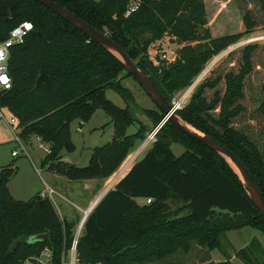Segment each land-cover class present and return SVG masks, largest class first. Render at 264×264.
<instances>
[{
	"label": "trees",
	"instance_id": "16d2710c",
	"mask_svg": "<svg viewBox=\"0 0 264 264\" xmlns=\"http://www.w3.org/2000/svg\"><path fill=\"white\" fill-rule=\"evenodd\" d=\"M53 1L106 33L169 103L192 84L212 57L243 36L237 32L211 38L204 27L202 0ZM133 1L138 2L137 8L126 15ZM256 2L264 12V0ZM242 19L244 32L249 33L256 22L249 12ZM24 20L33 27L22 43L10 48L11 86L0 89V108L15 120L20 139L38 137L48 147L40 162L47 171L72 181L107 179L149 129L138 119L132 93L122 83L131 75L116 55L36 0H0V41ZM165 35L181 47L173 62L160 67L153 65L148 49ZM255 48V44L245 45L237 71L203 79L176 111L187 124L220 141L239 158L264 198V152L234 124L244 110L240 100L253 69ZM40 73L48 81L36 86ZM222 80L224 90L220 92L217 86ZM107 89L126 105L120 107L109 100ZM207 90H214L211 97ZM155 108L141 110L153 123L163 117ZM97 109L110 118L111 140L93 147L84 166L63 160V152L75 149L71 123L87 122ZM257 109L264 116V99ZM131 125L137 128L127 133ZM172 143L184 150L175 155ZM14 162L0 166V264L35 262L46 247L52 262L60 264L73 240L74 224L59 217L49 198L37 193L23 201L10 194L7 183L16 172ZM148 198L150 203L145 202ZM243 227L264 235V217L237 170L221 154L167 120L157 140L86 217L77 240V258L79 264H148L179 252L188 254L198 245L226 255L224 260L206 264H232L222 251V238L227 231ZM43 233L45 240H33ZM235 256L244 264H264V249L257 238Z\"/></svg>",
	"mask_w": 264,
	"mask_h": 264
},
{
	"label": "rangeland",
	"instance_id": "374dc122",
	"mask_svg": "<svg viewBox=\"0 0 264 264\" xmlns=\"http://www.w3.org/2000/svg\"><path fill=\"white\" fill-rule=\"evenodd\" d=\"M202 1L207 20V24L204 27L208 29L211 38H217L225 34H233L237 32H242L243 36L237 42L212 57L206 63L205 68L201 71V73L195 77L192 84L185 89L178 91L171 100L177 101L180 106L183 107L189 101L195 87L203 79L207 77H215L217 75L222 77L227 71H237L241 61L242 48L247 44H255L256 48L252 54L253 69L245 79L243 91L244 97L240 100L244 110L241 115L234 120V124L236 127L246 131L248 135L258 143L264 152V116L257 109L258 104L264 99V12L258 7L256 0ZM245 12H249L252 19L256 22L255 27L249 33L244 32L245 26L242 17ZM173 39V37L165 35L161 39L152 42L155 50L157 49V54H155V56L158 60L157 63H153V65H158L160 67L163 65L164 67L169 65V63L162 60V58L158 56L161 50H166L169 57H171L173 55L172 52H174L177 57L178 49L181 46ZM195 43L196 42H191V44ZM122 83L132 93L134 103L137 107L136 115H144L141 113V110L156 109L151 98L145 93V91H143V89L132 77L125 76ZM217 89L220 92L224 90L223 80L218 84ZM213 91L214 90H207V97H211ZM106 96L109 100L120 107H124L126 105L123 99L111 89H107ZM0 113L3 114V117L0 118V166L8 165L13 159H15L14 165L17 169L15 174L8 181L7 186L10 194L14 198L25 201L43 189L42 180L48 181V174L46 173L47 170L45 169V171L40 164L47 150L45 144L43 143L44 145H41L40 141L35 139V137H31L28 141L21 139L20 147H16L14 134L19 130L16 129L15 124L9 123L11 114L6 109L0 108ZM109 119L110 118L99 109L87 122H82L81 124H79L77 120L72 122L71 139L75 144V149L72 152H63L66 161L72 162L78 166L86 165L91 148L96 145H101L111 139L109 132L111 131L113 133V127L109 129L106 124ZM97 128L101 131L93 133V131ZM136 128L137 125L129 126L127 133L134 132ZM146 132L144 138L142 140H138L131 148L129 151L130 154L134 153L142 141L146 139ZM157 137L158 134L157 136L155 135V141L157 140ZM152 143H149L143 151L135 157V159L141 157ZM14 148H17L16 150H18L17 156L11 155V151ZM170 148L175 155H179L184 150L182 145L176 143H172ZM127 157L128 155L126 158ZM125 160L126 159H124V161ZM123 162L120 164V167ZM35 168L38 170H35ZM113 181L114 179L109 178L102 181V189L97 193L94 199L108 185V189L110 190L114 184ZM100 184L101 183L99 182L98 186H101ZM82 187V182L71 184V193L78 194V197L81 196V198H84L85 195L83 194L87 192L85 190L82 194ZM63 194L68 200L74 199L72 195L70 196V194L65 192H63ZM49 199L51 200L52 197H49ZM76 200L77 204H82L80 203V199ZM67 206L68 207L65 209V215L69 218H67L68 220L66 221L74 224V235L77 226L81 223L83 212L86 209H82L78 206H72L69 203H67ZM64 218L66 217L63 215V219ZM82 230L83 227L81 228L79 236L81 235ZM252 238H257L264 249V235L255 229L243 227L236 230H230L225 233V236L222 238V251H224L227 256L231 257L230 261L232 264H244L235 256V253L238 249L247 245ZM225 257L226 255H224V253L220 250L214 249L209 251L205 247L203 248L195 245L188 254L179 252L176 255L167 256L162 260H155L148 264H206L208 262H218L224 260ZM29 261L30 260H27L26 264H30Z\"/></svg>",
	"mask_w": 264,
	"mask_h": 264
},
{
	"label": "water",
	"instance_id": "95a60500",
	"mask_svg": "<svg viewBox=\"0 0 264 264\" xmlns=\"http://www.w3.org/2000/svg\"><path fill=\"white\" fill-rule=\"evenodd\" d=\"M40 4L44 5L46 8L51 10L53 13L61 17L64 21L72 25L74 28L82 31L86 36H88L91 40L103 46L105 49L109 50L111 53L116 55V57L123 63L125 70L127 73L131 75V77L138 83V85L145 91V93L151 98L154 105L157 109L162 112L163 116L167 117V120L171 123L175 124L181 131L186 133L189 137L196 139L201 144L211 148L217 153L221 154L223 157L229 161L234 168L237 170L242 182L247 188L248 195L250 196L252 202L257 207L259 212L264 217V198L261 194L256 183L253 181L249 172L245 165L237 158L226 146H224L220 141L215 138L203 134L200 131L192 128L194 130L189 129L185 125L180 123L182 120L177 111L173 109L171 103H169L157 90L153 82L150 78L138 68L137 64L127 55V53L110 37L94 27L90 26L84 20L67 10L65 7L61 6L57 2L53 0H36ZM48 81V76L44 73H40L36 79L35 85L39 86L40 84ZM138 119L142 121L143 124L148 126V131H151L155 123L151 122L147 116L145 115H137ZM183 121V120H182ZM185 122V121H183ZM186 123V122H185ZM187 124V123H186ZM189 125V124H188ZM190 126V125H189ZM108 191V190H107ZM98 199L94 201V203L90 206L88 211L95 207V205L100 201V199L106 194V192ZM89 214V213H88ZM87 214V216H88ZM86 219V218H85ZM84 223V221H83ZM82 223V224H83ZM47 238V234H37L33 237V240H45ZM106 257V256H105Z\"/></svg>",
	"mask_w": 264,
	"mask_h": 264
},
{
	"label": "built area",
	"instance_id": "2783aa9c",
	"mask_svg": "<svg viewBox=\"0 0 264 264\" xmlns=\"http://www.w3.org/2000/svg\"><path fill=\"white\" fill-rule=\"evenodd\" d=\"M137 5H138V2L136 1L131 2L127 6L125 14L126 15L130 14L132 11H134L137 8ZM29 25L31 27H29ZM32 27L33 26L30 21L28 20L21 21L20 23L16 24L14 27L10 29L8 36L4 40L0 41V77H4L3 80H0V89H9L11 86V79L8 74V68H7V62H8L9 55H10V48L15 44L22 43L27 33L32 30ZM172 53L173 55L169 57L166 50H161L158 56H160L162 60H165L167 63L170 64L176 58V54L174 52ZM148 54H149V58L152 61V63H157L158 60L156 59V56H155V54H157V49L155 50L154 44L150 46L148 50ZM170 103L174 110H179L182 108L177 101L171 100ZM2 117H3V114L0 113V118ZM166 121H167V117L163 116L160 121L155 123V126L151 131L146 132L147 137L140 144L141 147L143 146L141 151H143V149L149 143H152L155 141V135L157 136V134L159 133L160 129L162 128L163 124ZM9 123L15 124V120L13 118H10ZM14 136H15L14 142L16 143V147H20V144H21L20 137L16 133L14 134ZM35 139H38L40 141V138L38 137H35ZM40 143L41 145H44L41 141ZM45 147H46V150H47L46 153H47L48 147L46 145ZM16 149L17 148L12 149L11 151L12 156H17L18 150ZM24 155H27V154H24ZM35 170H38V169L35 168ZM54 194H55V191L51 187H46L45 190L38 192V195L41 198H49V197L51 198ZM150 201L151 199L148 198L146 199L145 202L150 203ZM82 227L83 225L81 224L77 226L75 233L73 235V240L71 242V245L69 249L67 250L66 254L63 255L60 264H79V261L77 258L76 245H77V240H78ZM34 260H35L34 262L35 264H54L51 260V251L47 247L44 248L42 252L40 253V255L36 256Z\"/></svg>",
	"mask_w": 264,
	"mask_h": 264
},
{
	"label": "crops",
	"instance_id": "0c3cea01",
	"mask_svg": "<svg viewBox=\"0 0 264 264\" xmlns=\"http://www.w3.org/2000/svg\"><path fill=\"white\" fill-rule=\"evenodd\" d=\"M97 110H99V109H97ZM97 110L94 112V114L97 112ZM93 114V115H94ZM92 115V116H93ZM91 119V118H90ZM89 121V120H88ZM74 122V121H73ZM72 124V123H71ZM106 124H107V128H111L112 127V124H111V122H110V119L106 122ZM103 128V127H102ZM99 128H97V129H95L94 131H93V133H95V132H100L101 130H98ZM112 130H113V128H112ZM109 135H110V137L112 138V135H113V133L110 131L109 132ZM111 140V139H110ZM110 140H108V141H110ZM138 141V140H137ZM107 142V141H106ZM105 143V142H104ZM104 143H102V144H104ZM101 144V145H102ZM75 145V144H74ZM96 146H100V145H96ZM95 147V146H94ZM93 148V147H92ZM92 148H91V151H92ZM90 154H91V152H90ZM133 154L134 153H129L128 154V157L127 158H125L126 160L123 162V164L121 165V167L119 166V168L117 169V170H115V172L111 175V176H109L108 178L109 179H114V181H113V186L110 188V189H113L114 188V186L116 185V183H118V181H120L125 175H126V173L130 170V168L132 167V165L137 161V160H139L141 157H139V158H137V159H135V157H132L133 156ZM89 157H90V155H89ZM130 157V158H129ZM62 159L63 160H66V158H65V155L62 153ZM89 159V158H88ZM135 159V160H134ZM132 161V162H131ZM69 162V161H68ZM70 163H72V162H70ZM74 164V163H73ZM76 165V164H75ZM44 168V167H43ZM44 170H45V168H44ZM46 171V170H45ZM46 173L48 174V181H46V180H42V182H43V189L42 190H45L46 189V187H52L54 190H55V194L52 196V199H51V201L53 202V205H54V207H55V209L57 210V213H58V215H59V217L61 218V219H63V215L66 217V218H64L65 220H68L67 218H69L67 215H65L66 214V208L68 207L67 206V203H69L70 205H72V206H78V207H80V208H82V209H86V210H84V212L85 211H87L89 208H90V206L93 204V202L100 196V195H102V194H104V192L105 191H107V190H109L108 189V187H109V185L105 188V189H103L102 190V192H100V194L94 199V197L97 195V193L99 192V191H101V189H102V186H103V183H102V181H105L106 179H87V180H81V181H75V182H73V181H70V180H68L66 177H64V176H61V175H57V174H54V173H49L48 171H46ZM78 182H82L83 183V187H82V189H81V192H82V194H83V192L86 190V192L87 193H85V194H83V195H85V197L84 198H81V196H79L78 197V194H72L71 193V189L72 188H70V186H71V184H77ZM99 182L101 183L100 185L101 186H98V184H99ZM54 187H56V188H54ZM66 187V188H65ZM68 187H69V189H68ZM41 190V191H42ZM63 192H65V193H67V194H70V196L72 195V197L74 198L73 200H68L66 197H65V195L63 194ZM76 199H80L81 200V202L80 203H82V204H77V200ZM94 199V200H93ZM136 201L138 202V203H143V200L142 199H136ZM86 207H88V208H86ZM84 212H83V214H84ZM29 263L30 264H35L33 261H29Z\"/></svg>",
	"mask_w": 264,
	"mask_h": 264
},
{
	"label": "bare ground",
	"instance_id": "6f19581e",
	"mask_svg": "<svg viewBox=\"0 0 264 264\" xmlns=\"http://www.w3.org/2000/svg\"><path fill=\"white\" fill-rule=\"evenodd\" d=\"M195 84H196V83H195ZM180 123L183 124V125H185V126L188 127L189 129L194 130L191 126H189L188 124H186V123L183 122L182 120H180ZM142 147H143V146H142ZM142 147L139 145V147H138L137 150L134 152V154H133L132 157H136V156L140 153ZM102 195H103V194H102ZM102 195H100V196H102ZM100 196H99V197H100ZM99 197H98V198H99ZM98 198H97V199H98ZM93 203H94V202H93ZM88 213H90V211H88V210L84 212L83 217H82V219H81V223H80L81 225H83L82 223H83V221H85V218L87 217V214H88Z\"/></svg>",
	"mask_w": 264,
	"mask_h": 264
},
{
	"label": "snow or ice",
	"instance_id": "6c2138e0",
	"mask_svg": "<svg viewBox=\"0 0 264 264\" xmlns=\"http://www.w3.org/2000/svg\"><path fill=\"white\" fill-rule=\"evenodd\" d=\"M29 27H31L30 25H29ZM4 79V77H0V80H3Z\"/></svg>",
	"mask_w": 264,
	"mask_h": 264
}]
</instances>
